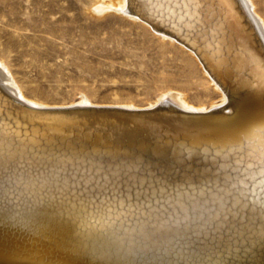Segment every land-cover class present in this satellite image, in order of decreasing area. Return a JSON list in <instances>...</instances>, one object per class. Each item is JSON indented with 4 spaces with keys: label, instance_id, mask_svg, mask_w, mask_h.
<instances>
[{
    "label": "bare ground",
    "instance_id": "1",
    "mask_svg": "<svg viewBox=\"0 0 264 264\" xmlns=\"http://www.w3.org/2000/svg\"><path fill=\"white\" fill-rule=\"evenodd\" d=\"M216 10V38L194 34L193 9L174 0H98L91 12H115L179 48L198 67L208 89L218 94V101L195 107L182 93L160 94L146 105L92 102L83 96L70 103L37 101L25 95L0 61L3 150L90 147L134 155L153 166L161 160L179 163L182 154L196 156L200 164L205 149H227L250 130L257 137L264 135V17L254 0L217 3ZM170 175L178 180L183 173ZM139 230V225L129 226L130 233ZM105 232L103 224L91 226L88 221L70 230L43 219L25 227L6 218L0 222V264H264V225L239 218L214 222L199 239L186 238L183 228L164 225L157 239L129 243L122 250Z\"/></svg>",
    "mask_w": 264,
    "mask_h": 264
},
{
    "label": "snow or ice",
    "instance_id": "2",
    "mask_svg": "<svg viewBox=\"0 0 264 264\" xmlns=\"http://www.w3.org/2000/svg\"><path fill=\"white\" fill-rule=\"evenodd\" d=\"M174 2L193 9L194 34L216 38V5L232 0ZM196 159L182 154L179 163L161 160L153 166L134 155L90 147L74 151L32 145L5 152L0 144V222L10 218L30 227L43 219L70 230L86 221L103 224L121 250L129 243L157 239L164 225L185 229L188 239H199L214 222L229 217L264 225V135L257 137L250 130L227 149H205L200 164ZM177 170L183 175L173 180L170 173ZM133 224L141 230L130 233Z\"/></svg>",
    "mask_w": 264,
    "mask_h": 264
},
{
    "label": "rangeland",
    "instance_id": "3",
    "mask_svg": "<svg viewBox=\"0 0 264 264\" xmlns=\"http://www.w3.org/2000/svg\"><path fill=\"white\" fill-rule=\"evenodd\" d=\"M264 17V0H254ZM98 0H0V61L27 97L48 103H152L182 93L193 106L218 94L176 46Z\"/></svg>",
    "mask_w": 264,
    "mask_h": 264
},
{
    "label": "water",
    "instance_id": "4",
    "mask_svg": "<svg viewBox=\"0 0 264 264\" xmlns=\"http://www.w3.org/2000/svg\"><path fill=\"white\" fill-rule=\"evenodd\" d=\"M129 13V12H128ZM220 105H226V101L225 102H222V103H219Z\"/></svg>",
    "mask_w": 264,
    "mask_h": 264
}]
</instances>
